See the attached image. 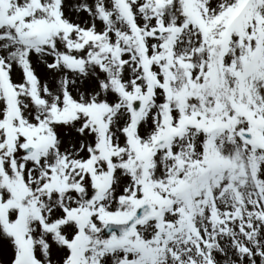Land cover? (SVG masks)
I'll return each mask as SVG.
<instances>
[{"label":"snow or ice","instance_id":"snow-or-ice-1","mask_svg":"<svg viewBox=\"0 0 264 264\" xmlns=\"http://www.w3.org/2000/svg\"><path fill=\"white\" fill-rule=\"evenodd\" d=\"M0 264H264V0H0Z\"/></svg>","mask_w":264,"mask_h":264}]
</instances>
